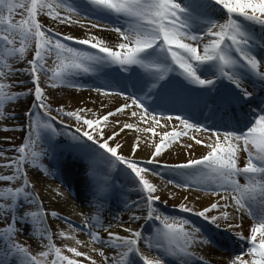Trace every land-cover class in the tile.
I'll return each instance as SVG.
<instances>
[{
	"label": "rangeland",
	"instance_id": "obj_1",
	"mask_svg": "<svg viewBox=\"0 0 264 264\" xmlns=\"http://www.w3.org/2000/svg\"><path fill=\"white\" fill-rule=\"evenodd\" d=\"M226 1L235 8L243 5L246 9L244 12L264 15V0ZM188 2L189 0H0V231L9 243H16L20 239L24 252L32 256L35 251L46 249V254H49L44 264H56L54 255L72 260L71 264L87 263L84 256L80 255L81 252L66 246H61L63 253L56 252L59 246L55 245L56 238L50 233V218L41 211L42 204L32 180L36 175L56 184V194L63 191L70 196L75 202L74 207L85 212L83 219H96L108 230L130 222L138 226L140 221L154 222L155 217L174 215L175 210L170 205L172 199L168 196L165 199L158 198V192L146 184L148 175L169 181L177 173H181L202 184L206 182V165L200 159L192 162L193 167L181 170L156 160L140 161L121 157L118 153H125L122 142L117 140L113 131L108 130L109 124L118 123L113 116L119 110H107L114 106V102L120 101L109 96L121 97V102L127 100L122 112L126 113L136 106L149 115L136 119L129 112L127 119L144 122L140 125L151 127L155 134H172L161 126L159 129L157 119L189 121L198 126L196 111L191 108L196 103L193 101L195 95L199 98L203 96V102L207 105L208 113L201 111L198 115L201 119H207L206 122L211 123L214 110L216 116L223 112L222 107L211 103L216 99V94L213 95V90H216L215 81L209 74L199 70L198 55L202 45H207L211 50L207 62L211 65L215 63L216 55L212 49L216 43H220L222 38L228 39L230 35L237 39L242 35L237 31L229 32L233 15L223 17L225 10L214 7L211 3L208 5L203 2L199 8V12L202 11L208 17L185 18L183 9ZM111 6L116 7L117 14L110 10ZM52 28H58L59 31ZM65 29L75 32L82 30L81 36L91 35L100 43L72 38L61 32ZM258 33L259 39L251 37L249 40L244 35L242 41L246 43H235L243 45L242 48L246 50L244 55L254 63L255 59H264V32ZM100 34L112 35L108 38ZM208 37L213 38V43L209 44ZM106 38L108 41L104 42ZM101 42L115 44L116 50L102 47ZM227 42L234 43L235 40L228 39ZM222 51L225 52L223 49ZM98 57L103 59L97 61ZM170 59L176 65L171 66ZM227 62H224L225 66H232L233 61ZM86 67H90L88 71L84 70ZM262 73L264 75V68ZM240 80V86L244 89L254 86L252 82L249 83L250 87L246 86L245 78ZM259 80L261 87L256 89L248 105L244 104L247 115L249 108H253L250 105L258 102L255 100L252 103L251 100L261 101L257 109L261 108L262 102L264 105V76ZM236 86L239 84L235 82L232 87ZM68 92L75 94L71 95L74 96L72 98H77L76 101L66 100L64 96ZM201 108L198 106L196 109ZM262 112L255 116L256 122L261 121L260 117L264 118V111ZM51 119V127H48ZM215 127L210 125L209 128L211 131L219 130ZM65 131L81 134L89 145H74L72 141L76 138L66 137ZM142 132L146 134L145 131ZM254 135L255 138L264 139V126L259 129L255 121L245 130L244 137L241 136L242 141ZM167 142L168 147L176 144L172 139ZM165 149L155 152L153 159L161 160ZM250 153L257 159L255 163L252 162L251 168L257 169L255 164L264 166V161H259L264 160V154ZM217 157L225 164V168L215 170L220 177L219 181L215 180V194L238 190L243 198V192L253 191L250 194L252 200L256 199L254 207L247 205L244 200H240V203L256 219L255 225L258 226L260 221L263 225L264 219L257 213L258 204L263 200L257 197L260 196L257 192L259 189L251 182L253 174L252 180L246 183L244 178L238 176V173L244 174V171L237 170L236 174L228 171L230 161L218 155ZM73 172L77 174L74 183L68 179ZM233 180H236L237 185L231 184ZM220 185L223 186L217 187ZM236 187L237 189L232 190ZM1 189L5 191L1 192ZM182 189L193 190L187 186ZM221 204L218 209L226 210L228 206ZM187 216L189 215L183 213L181 217L183 228L188 222L196 230L199 216L191 214L193 221H187ZM42 221L45 232H40L43 238H37L38 234L34 236L31 228ZM27 222H30V228ZM96 224L94 221L88 227V230L96 233V239L91 244L98 248L106 244L121 249L125 247H118V244L124 243L120 239L123 234L114 238L105 237L102 235L105 229L99 230ZM173 224L180 227L176 222ZM204 226L205 224L199 226V231L203 229L205 236H212V232L218 231L215 226H212L211 231H207ZM21 228L32 231V235L22 234ZM88 230L86 228L84 231ZM222 233L219 236L225 238ZM152 235L159 243L151 242ZM148 239L156 251L166 255L173 254L171 237L163 233L159 224L148 233ZM201 241L203 240L199 238V242ZM243 245L247 248L245 243ZM256 252L263 253L264 258L263 247L256 249ZM236 253L238 257L244 255L243 249H238ZM252 256L264 264V260L256 254ZM112 261H106L105 264H111ZM88 264L93 263L90 261Z\"/></svg>",
	"mask_w": 264,
	"mask_h": 264
},
{
	"label": "bare ground",
	"instance_id": "obj_2",
	"mask_svg": "<svg viewBox=\"0 0 264 264\" xmlns=\"http://www.w3.org/2000/svg\"><path fill=\"white\" fill-rule=\"evenodd\" d=\"M58 28L52 29L58 30ZM59 30L61 29L59 28ZM41 32L43 33V31ZM61 32L72 38H78L95 44L100 43L99 40L91 35L87 37L81 36L82 30L75 32L71 29H65ZM216 32L217 31H215V33ZM111 35L112 34H108L106 36V34H100V36L108 38L111 37ZM108 38H106L104 42L108 41ZM207 41H209V44L211 42L213 43V38L208 37ZM107 44L101 42L102 47L116 50L115 44L112 45V43L110 42H107ZM203 47H207V45H202L200 55H198L199 60H202L204 62V64L201 65L206 64L205 60L208 58L211 51L208 49V47L207 49ZM71 94L75 95L74 93L68 92L64 97L67 101H76L77 98H72L74 96ZM94 94L103 95L101 93ZM109 97L111 99L116 98L120 100L119 102H114V106L112 105L113 107H111L110 110L107 111L119 110L117 111L118 113L113 116V118H115L118 123H116L115 125L109 124L108 130L113 131V133L117 137V140H121L120 142H122L121 144L125 149V153H118V155H120L121 157L140 161L156 160L158 162L168 164V166L170 167H175L176 169L191 168L193 167L192 162L198 159H200L201 161L211 162L210 167L207 168V170L209 171V173L206 174L208 179L206 180V182H204V184L199 183L194 178H188L185 175L179 177L175 176L173 179L170 178L169 181H162L155 176L148 175V178L145 179L146 184L150 189L158 192V198L165 199L166 196L170 197L172 199L170 202L171 206H175L195 215L199 214L203 219H205V222L207 223H216L220 227L219 229L228 233L230 238L234 237L233 239L237 240L241 244L245 240H251L254 243L264 246V224L262 225L261 223H259L258 226L254 224L256 222V219H254L250 215V213H248L246 207L240 203V200H242V198L241 195L238 194V190L233 193L227 192L215 194L213 190L216 188V182L215 177L212 173V170L214 168L222 169V167H224L225 165L219 160V158L217 157L218 155L220 158L230 161V167L240 171H244V173H246L247 180L250 181L253 178V174V181L256 182L255 187L259 189L257 190V192H259L260 197L263 200L258 204V211L259 213L263 214L264 218V183L261 179H259L260 175L262 176V173H264V170H261L262 173H260L259 175L256 168H251V165H249L247 159L244 157L247 156L248 159L253 162V159H257L250 153V151L258 154H264L263 140L257 138H249L246 141H241L238 135L216 133L209 130L208 123L196 126L194 125V123H191L189 121L160 119H157V127L159 128L161 126L164 129L166 128L174 135L171 134L170 136L169 134H163V132L155 134L154 131H151L153 130L151 129V127L140 125L144 122L138 123L136 122L137 120L135 121L134 119H131L132 121H129L127 119V114L129 112L133 117H136V119L140 116L143 118V116L149 115L141 111L136 106L134 109L126 111V113L122 112V109L125 108L127 100L125 102H121L123 100L121 99V97ZM197 97L198 96H194L193 101H195ZM244 98L248 97L245 96ZM244 98H242V101L244 100ZM116 99L114 101H116ZM230 102L232 103L231 99L228 101V104ZM194 104L196 105L191 106V108L193 109L198 108V106L203 107L202 103L200 102ZM254 105H256L257 107L259 105V101L255 102ZM254 105H250V107H254ZM261 108H264V106H262ZM249 110L252 114L255 112L253 108H249ZM259 111H264V109H260ZM227 118L228 117H226V119ZM260 119L261 121L259 122L258 127H260L261 125L264 126V118L260 117ZM228 125L232 124L229 123ZM120 130L123 131L120 132ZM142 131H145L146 134H143ZM171 139L176 142V144L172 147L166 146V144H168L167 140ZM149 148H151L150 152H148ZM164 148H166V152L163 154V158H161V160L157 158L153 159V154ZM242 152H245V154H243ZM259 161H261L260 163H262V161L264 160ZM76 175L77 174L73 172L70 176H68V179L74 183ZM32 180L34 182L35 190L38 192L40 200L43 204V208L50 218L52 233L54 234L56 242L61 250V246H66L69 249L79 251L83 254L80 255L84 256L85 262L87 263L91 261L93 264H101L109 260H118V264H124L126 254H123L122 251L114 249H101L97 246H94L93 244H91V237L88 238L85 234L75 229L74 227L67 225L63 221L64 219L84 226V211L82 209L74 207L75 202L70 196L60 190L59 195L56 194V191H58V186L53 182H49L46 179L39 177L38 175L33 176ZM174 182H176V184H173ZM231 184L237 185L236 181H231ZM182 185H188V187L193 188V190H184L180 187ZM217 187L221 188L220 186ZM235 189H237V187L232 190ZM4 191V189H1V192ZM252 192L253 191H249L248 194L247 191L243 192V198L245 199L247 205H249L250 207H254L256 201V199H254L253 201L249 199V196H251L250 193ZM78 197L79 196H77V198ZM224 203L228 206L227 209H218V205H223ZM136 226L135 224L130 222L127 225H118L117 227H115V229L110 231L105 230L103 231V233L106 237L115 236L117 233H119L125 236H135L140 238V234L134 232L136 230ZM254 231H256L257 233H255ZM22 233L29 234L30 231L28 229H24L22 230ZM214 234L217 235L216 233ZM200 237L201 236L199 232L195 231L191 227H189L188 229V226L184 234L179 235V247L184 250V252L186 253L185 256H187V254L195 255L202 260V264H230L229 261L232 260L231 253L235 251L232 244L225 245L221 243L220 245H222L223 247V249L221 250L217 249L215 246H212L211 243L209 244L204 241L199 242ZM253 242L251 243L253 244ZM140 243V246L143 247V243ZM237 245L238 243H236V247H242L240 245ZM177 251L180 252V249H178ZM249 253L250 252H248L247 256L245 255L242 258H238L233 261V264H260L258 261L254 260L251 257L252 253ZM179 255L181 254L178 253V257L172 255V259L167 260L170 263L176 264L175 261L177 258L179 259L180 264H188L187 258L183 260V257H179ZM10 256L11 257L8 258L5 250L0 251V264H21L20 262L23 256V253L21 251L15 253L11 252ZM200 259L199 262L201 261ZM130 262L131 260L126 258L125 264H130ZM148 262L149 264H163L158 258L153 255L148 257Z\"/></svg>",
	"mask_w": 264,
	"mask_h": 264
}]
</instances>
